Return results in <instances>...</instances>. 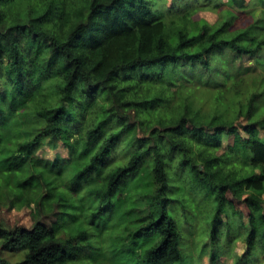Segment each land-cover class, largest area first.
Instances as JSON below:
<instances>
[{
    "label": "trees",
    "instance_id": "1",
    "mask_svg": "<svg viewBox=\"0 0 264 264\" xmlns=\"http://www.w3.org/2000/svg\"><path fill=\"white\" fill-rule=\"evenodd\" d=\"M199 1L0 0V178L13 189L0 214L57 217L0 222L2 251L21 255L0 264H84L92 246L97 263L190 264L180 217L204 207L212 264L239 240L235 264L264 258V0ZM203 10L220 21L196 20ZM46 140L68 156L39 158Z\"/></svg>",
    "mask_w": 264,
    "mask_h": 264
},
{
    "label": "rangeland",
    "instance_id": "2",
    "mask_svg": "<svg viewBox=\"0 0 264 264\" xmlns=\"http://www.w3.org/2000/svg\"><path fill=\"white\" fill-rule=\"evenodd\" d=\"M173 0H166V5L171 6ZM184 2H193L195 0H177L178 3L183 4ZM202 0L199 1L201 3ZM250 5L253 3H257V0H244ZM264 5H258L257 15L260 14L262 11ZM196 20H205L210 24H216L220 21V16L217 13V11H211V10H203L198 11V13L194 16ZM251 17L250 14L244 13L241 14L238 27H245L249 23H251ZM247 66H253L252 62L246 64ZM192 100L196 103L197 108H201L203 112L209 111L215 103L213 102L212 98H209L208 95L203 96V93L199 90L196 91L195 95L192 97ZM133 115V114H132ZM240 125H244L245 123L243 121H239ZM262 138L264 140V135L262 133ZM226 141L223 140V145L226 146ZM36 154L39 158L49 161L53 160L55 158H58L59 155L63 157L68 156L67 150L63 147L62 143L58 140H46L44 141V144L41 148H38L36 150ZM12 187L10 184H6L1 178H0V194L4 193H11ZM200 211L203 213V215H206L209 213V208L207 210L206 207L200 209ZM181 213L180 209L178 210V215ZM199 213L191 215L192 219L185 220L186 218L180 217L183 225L184 235H185V247L186 251L190 257V264H212V255L210 254V247L208 246V236L204 235V226L206 224L202 220V216ZM57 220V217H40L36 218L34 215V211L32 207H23L21 209H4L0 214V222H4L9 227H25L28 229H31L34 227V225L37 222H42L47 226H51L53 222ZM201 221V223H200ZM114 230L117 233H122L121 226L117 225V222H113ZM62 237H65V235H62ZM97 244L99 246H102L100 241H96L94 245ZM108 246V245H107ZM92 247H87L83 253L82 256L84 258V264H109L107 262H100L97 263V261L93 262L91 260V256L93 255ZM204 250L202 253L201 251ZM245 253V243L242 240L237 241L235 245L232 246V250L227 253L223 254L220 258H218L215 261V264H235L237 261V258L240 257ZM0 257H4L6 259H9L10 261H17L21 258V255L18 253H9L2 251L1 243H0ZM256 264H264V258L259 259Z\"/></svg>",
    "mask_w": 264,
    "mask_h": 264
}]
</instances>
